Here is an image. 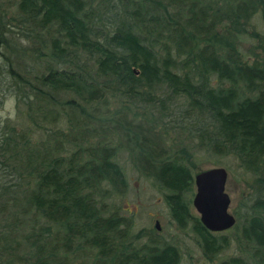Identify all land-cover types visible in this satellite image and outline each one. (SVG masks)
I'll return each mask as SVG.
<instances>
[{"label":"trees","instance_id":"1","mask_svg":"<svg viewBox=\"0 0 264 264\" xmlns=\"http://www.w3.org/2000/svg\"><path fill=\"white\" fill-rule=\"evenodd\" d=\"M13 6L10 26L0 9V106L16 97V119L0 127V264H181L176 245L141 241L112 203L128 186L122 150L215 259L230 240L191 212L190 154L163 146L165 117L178 139L255 176L244 223L232 227L242 254L218 264H264V57L249 62L238 46L264 0Z\"/></svg>","mask_w":264,"mask_h":264},{"label":"rangeland","instance_id":"2","mask_svg":"<svg viewBox=\"0 0 264 264\" xmlns=\"http://www.w3.org/2000/svg\"><path fill=\"white\" fill-rule=\"evenodd\" d=\"M14 4L15 0H0V9L2 13L5 12L7 15L8 26H10V23L13 24L8 17L14 11ZM14 28L16 29V26ZM247 32L238 44L243 58L249 62L262 59L264 57V13L260 11L254 15L250 24L247 25ZM0 51H2L1 48ZM6 99L7 97H5L4 101ZM3 104L0 108L3 107ZM118 104L117 101H112V108H117ZM136 109L138 113H142L144 110L142 108ZM139 121H144V117H140ZM168 121L167 117L164 118V121H160L166 122L163 125H167L166 128H168V133L165 135L166 142L163 146L170 149L171 157L176 154L182 157L180 148L182 146L186 147L190 156H187L188 158L185 157L186 160L184 159V162L189 164L193 175L200 170L214 166L226 168L228 172L226 192L231 199L229 211L235 216L240 228L244 223L247 208L255 196V176L245 171L232 155L218 157L205 149L195 148L194 144L188 140L187 135L178 139L179 132L168 124ZM154 126L155 133L162 132L160 124ZM118 162L125 172L128 186L122 195H115L112 198V203H114L121 214L133 218L132 231L133 233L142 232L141 241L152 237L158 241L176 245L180 251L181 264H218L221 260L231 255L242 254L243 243L236 239L235 229L230 228L220 232L229 238V246L212 261L206 259L197 241V236L191 230L190 225L186 228H180L172 219L164 199L166 191L159 187L152 177L144 175L135 167L130 152L122 150L118 155ZM194 194L195 186L193 184L192 188L187 192L186 198L190 204L191 212L198 216L192 205Z\"/></svg>","mask_w":264,"mask_h":264},{"label":"water","instance_id":"3","mask_svg":"<svg viewBox=\"0 0 264 264\" xmlns=\"http://www.w3.org/2000/svg\"><path fill=\"white\" fill-rule=\"evenodd\" d=\"M227 179L228 172L223 166L206 168L193 176L192 205L202 225L211 232L228 230L236 223L235 216L229 211L231 199L226 192Z\"/></svg>","mask_w":264,"mask_h":264},{"label":"clouds","instance_id":"4","mask_svg":"<svg viewBox=\"0 0 264 264\" xmlns=\"http://www.w3.org/2000/svg\"><path fill=\"white\" fill-rule=\"evenodd\" d=\"M16 119V97L14 94L9 95L4 101L3 107L0 108V127L4 122Z\"/></svg>","mask_w":264,"mask_h":264}]
</instances>
